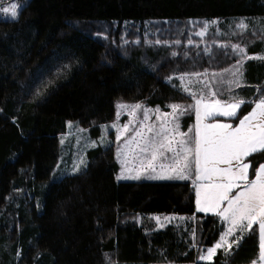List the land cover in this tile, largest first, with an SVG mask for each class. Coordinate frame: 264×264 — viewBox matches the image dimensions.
Listing matches in <instances>:
<instances>
[{
  "label": "trees",
  "instance_id": "1",
  "mask_svg": "<svg viewBox=\"0 0 264 264\" xmlns=\"http://www.w3.org/2000/svg\"><path fill=\"white\" fill-rule=\"evenodd\" d=\"M16 4L15 19L0 17V264L254 260L256 223L242 238L235 232L238 246L231 235L230 250L199 258L223 222L195 209L190 179L116 180L111 142L88 147L76 170L61 173L66 157L58 160V138L67 120L95 134L113 119L117 97L163 110L179 103L184 129L196 97L245 101L236 116L208 118L235 124L264 98V0ZM238 16L249 21L244 28L235 24ZM211 18L197 36L196 27ZM183 72L203 75L202 88L187 92L177 77ZM245 160L256 167L264 152ZM253 174L250 168L248 178ZM154 212L188 217L156 227Z\"/></svg>",
  "mask_w": 264,
  "mask_h": 264
},
{
  "label": "snow or ice",
  "instance_id": "2",
  "mask_svg": "<svg viewBox=\"0 0 264 264\" xmlns=\"http://www.w3.org/2000/svg\"><path fill=\"white\" fill-rule=\"evenodd\" d=\"M19 7L22 8L23 5ZM0 12L15 19L18 15V7L15 3H11L8 7L0 5ZM239 27L244 28L245 25L241 24ZM199 35H203V32ZM236 50L243 52L238 46ZM212 95L214 96L215 93ZM244 103L245 101H237L221 104L218 100L214 103H205L204 97L201 96L195 105L197 124L194 140L186 139V133H179L178 125L172 130L163 125L156 130L154 126L140 122V126L135 129L130 140H125V144L135 143L140 153L150 155L148 167L153 168V171L155 170L153 162L158 157L164 158L166 153H172L173 172L179 179H188L194 165L198 210L215 212L230 225L219 242L207 249L208 257H211L217 249L230 250L232 244L228 243L226 237L232 235L236 229H239L242 238L245 231L251 230L252 225L258 223L260 260L264 261V163L254 167L250 162H245L246 157L264 152V99H260L252 112L240 119L235 128L227 123L202 124L203 119L216 115L236 116L237 110ZM126 107L120 105L122 110ZM139 108L140 105H136L132 111ZM172 109L175 115L180 110V106L172 105ZM202 110L203 115H201ZM180 114H183L182 110ZM144 120H148L147 110H144ZM128 130V126H125L124 132ZM170 132L181 137L176 141L177 147H173L174 136L170 135ZM193 143L194 147L189 146ZM250 168H253L255 176L251 181L248 179ZM131 178L140 177L137 175ZM234 188H238L239 191L235 195H230ZM224 202H227V207L221 208ZM233 243L238 246L239 238ZM205 258L201 257V259Z\"/></svg>",
  "mask_w": 264,
  "mask_h": 264
},
{
  "label": "rangeland",
  "instance_id": "3",
  "mask_svg": "<svg viewBox=\"0 0 264 264\" xmlns=\"http://www.w3.org/2000/svg\"><path fill=\"white\" fill-rule=\"evenodd\" d=\"M11 3L16 4V0H0V5L3 7H8ZM17 5V4H16ZM1 16H8L5 13L0 12ZM10 17V16H9ZM245 16H238L237 19H234L236 25H246L249 23L247 19L244 18ZM216 18L211 19H203L202 25L196 27L194 33L197 36H200L199 33L206 31L208 27H211L215 23ZM207 25V27H205ZM141 29L144 33L150 31L148 27L147 21H144L141 25ZM233 74L236 75V70L234 68ZM179 84L190 92L191 90H196L203 86L202 82L205 81L204 76L194 72L188 73H179L177 75ZM202 88V87H201ZM201 99L200 97H196L193 102L196 100ZM264 99V98H261ZM220 101L221 104H229L233 102H237L239 100H228L222 101L217 98L212 99H205V103H214L215 101ZM196 101L193 103V115L194 119L192 123L186 128L181 127V119L182 115L180 114V110H182V106L179 103H172L168 109L163 110L158 105H147L144 104L143 101H130L125 98L117 97L114 99V117L111 121L104 122L98 125L97 132L93 134L89 128L80 127L76 124L73 120H67L64 132L59 134L58 142H59V153H58V160H60L61 156L66 157L63 159V168L58 169L61 173L63 172H72L78 168L84 158V151L91 146L95 145H104L107 143H112L114 150L113 155L114 159L117 161L118 168L115 172V179L116 180H129L133 179L131 177L139 175V179H161V178H152L157 176H171L173 178H164V179H179L175 177V173L173 172V154L166 153L164 158H159L153 162V168L148 167V162L150 159V155L140 153L139 149L136 147L135 143H131L126 145L125 140H130L134 134L135 129L140 126V122H143L146 125L154 126L156 130L163 125L169 130L174 129L178 125V132L179 133H186V139L194 140L195 134H193V129L197 124V117L195 111ZM259 102V100L257 101ZM256 102V103H257ZM255 103V102H254ZM255 103V104H256ZM126 105L125 109H121L120 105ZM255 104L251 107L246 113H244L235 124H232L230 121L215 118L210 120H202V124H214V123H227L232 125L233 128L238 126L240 119L244 116L248 115L252 110L255 108ZM136 105H140V108L132 111L133 107ZM172 105H179L180 110H178L175 115H173ZM144 110H147L148 120H144ZM183 111V110H182ZM184 113V111H183ZM201 115H203V110L201 111ZM125 126H128L129 130L124 132ZM192 131H189V130ZM170 135L174 136L173 147H177L176 141L181 139L179 135H176L174 132H170ZM189 146L194 147V143L190 144ZM245 162H248L245 160ZM264 163V160L261 161L259 164ZM259 164L256 167H259ZM163 165V167H161ZM221 167H226V165H221ZM191 180L192 185L195 188V209L198 210L197 205V188L194 181L196 180L195 170L193 165V171L188 178ZM202 183V182H201ZM235 192L239 191L238 188L233 189ZM232 190V192H233ZM231 194V193H230ZM235 195V194H234ZM227 207V202L221 204V208ZM199 211V210H198ZM202 212H209L215 213L211 211H202ZM216 214V213H215ZM154 217V221L156 227L161 226L164 223L168 222H181L183 221L187 215L184 213H175V212H154L151 214ZM217 215V214H216ZM220 219H222L219 215H217ZM224 226L222 230L219 232L217 238L208 246L204 248V250L199 255V258L206 257L203 260L210 259L207 254V249L212 248L217 242H219L220 237L227 231L229 228V224L222 219ZM239 230V229H236ZM234 231L233 238L234 240L237 239V235ZM260 232V231H259ZM228 243H232L231 235L226 237ZM151 264H192V262H158V263H151ZM228 264H264V261L260 260V253L258 257L250 262L245 263H228Z\"/></svg>",
  "mask_w": 264,
  "mask_h": 264
},
{
  "label": "crops",
  "instance_id": "4",
  "mask_svg": "<svg viewBox=\"0 0 264 264\" xmlns=\"http://www.w3.org/2000/svg\"><path fill=\"white\" fill-rule=\"evenodd\" d=\"M258 100H260V99H257L256 101H255V103L258 101ZM196 101V100H195ZM194 101V102H195ZM193 102V103H194ZM255 103H253V105L251 106V107H253L254 106V104ZM193 110H194V108H193ZM209 118V117H208ZM208 118H206L205 120H210V119H208ZM193 119H194V115H193ZM193 134H195V129H193ZM249 179V181H251V180H253V179H255V176H254V174H253V176L251 177V178H248ZM193 190H194V203H195V188H194V186H193ZM236 192L233 190V192H231V194L230 195H234ZM195 206V205H194ZM219 218V217H218ZM222 220V219H221ZM223 222V221H222ZM257 224V234H258V254L260 253V232H259V224L258 223H256ZM223 226H224V223H223ZM235 231H238V230H235ZM257 257H258V255H257Z\"/></svg>",
  "mask_w": 264,
  "mask_h": 264
}]
</instances>
